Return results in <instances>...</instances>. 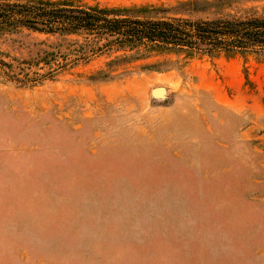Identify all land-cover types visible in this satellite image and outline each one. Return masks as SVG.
<instances>
[{"label": "rangeland", "instance_id": "1", "mask_svg": "<svg viewBox=\"0 0 264 264\" xmlns=\"http://www.w3.org/2000/svg\"><path fill=\"white\" fill-rule=\"evenodd\" d=\"M252 8L264 15L220 13ZM43 41L68 49L25 31L0 51L24 61ZM112 59L37 86L0 79V264H264V62L151 59L95 80Z\"/></svg>", "mask_w": 264, "mask_h": 264}, {"label": "trees", "instance_id": "2", "mask_svg": "<svg viewBox=\"0 0 264 264\" xmlns=\"http://www.w3.org/2000/svg\"><path fill=\"white\" fill-rule=\"evenodd\" d=\"M262 2L188 0L174 6L107 7L80 0H0V42L27 31L68 45L62 52L61 44L34 43L29 48L34 54L24 61H7L10 55L0 51V79L22 87L37 86L54 80L68 67L87 65L103 56L113 59L97 72L95 80H113L118 68L151 59L158 60L144 69L152 72L203 57L264 62V15L254 8L246 17L220 13ZM213 10L216 17L194 18Z\"/></svg>", "mask_w": 264, "mask_h": 264}, {"label": "water", "instance_id": "3", "mask_svg": "<svg viewBox=\"0 0 264 264\" xmlns=\"http://www.w3.org/2000/svg\"><path fill=\"white\" fill-rule=\"evenodd\" d=\"M155 91V93L156 94H153L155 97H157V98H161V97H164V95H165V90H164V88H155L154 90H153V92ZM152 92V93H153Z\"/></svg>", "mask_w": 264, "mask_h": 264}, {"label": "bare ground", "instance_id": "4", "mask_svg": "<svg viewBox=\"0 0 264 264\" xmlns=\"http://www.w3.org/2000/svg\"><path fill=\"white\" fill-rule=\"evenodd\" d=\"M156 94V93H155Z\"/></svg>", "mask_w": 264, "mask_h": 264}]
</instances>
